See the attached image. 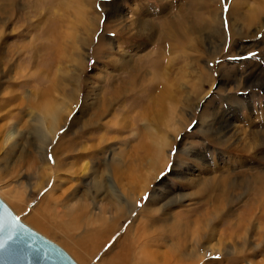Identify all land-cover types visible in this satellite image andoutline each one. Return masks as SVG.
<instances>
[{"label": "rangeland", "instance_id": "1", "mask_svg": "<svg viewBox=\"0 0 264 264\" xmlns=\"http://www.w3.org/2000/svg\"><path fill=\"white\" fill-rule=\"evenodd\" d=\"M260 1H211L209 10L217 13V21H209V29L199 38L196 35L193 49L171 52L166 55L167 64L163 63L168 71L162 84L167 81L172 95L180 99H174L175 112L167 109L168 104L167 110L162 108L161 114L148 121L152 113L142 120L134 118L142 92L121 97L116 92L121 79L128 76L127 62L154 47L124 33L136 31L138 16L161 24L182 0H0V176H7L6 183L0 181V198L23 223L62 247L78 264H104V252L115 248L118 236L133 226L156 190L165 199L157 200L162 208L158 215L165 220L163 225L169 222L170 226L179 219V212L205 202L207 198L199 196L204 179L229 173L235 188L240 173L251 168L264 172V150L249 147L247 154L233 151L236 141L235 145L232 140L225 143L201 120L203 112L211 122L220 107L226 108L231 101L239 106L243 100L251 105L239 112L235 122L239 136L244 138L264 125V89L239 84L241 77L247 79L256 65L264 63V14L250 30L243 26V18L253 14ZM116 5L119 14L111 18ZM140 7L146 12L141 13ZM235 22L238 29L232 36ZM188 101L191 106L183 110ZM54 113L58 126L52 133L49 116ZM116 129L128 132L119 134ZM151 131L157 140L167 135L172 143L156 177L152 171L154 146L146 135ZM32 162L28 172L17 169ZM10 166L12 174L7 175ZM97 175H103L101 192L97 191ZM195 177L198 182L191 184ZM140 186L146 190L138 205L119 220L122 229L97 256H83L73 242L64 239L57 224L65 222L64 206L72 196L78 198L88 189L95 212L98 206L108 207L106 187L109 194L119 191L123 202ZM8 190H16L18 197ZM245 200L246 196L235 201L228 214L238 216ZM43 210L53 215L54 220L47 219L49 229L38 228L30 219L32 213ZM258 221L249 226L247 245H243L241 239L234 242L221 233L226 220L217 223L212 219L208 238L203 240L206 263L231 260L244 246L251 255L242 264H264V218ZM170 244L163 245L162 254Z\"/></svg>", "mask_w": 264, "mask_h": 264}, {"label": "bare ground", "instance_id": "2", "mask_svg": "<svg viewBox=\"0 0 264 264\" xmlns=\"http://www.w3.org/2000/svg\"><path fill=\"white\" fill-rule=\"evenodd\" d=\"M211 1L212 0H182L183 4L177 7L174 13L163 18V22L159 25L145 17L138 16L136 31H128L124 33L129 35L128 38L138 37L141 40V43H152L154 47L153 51L151 50L149 53H146V55L139 56L135 60L132 59L131 63L129 61L127 62L126 70H124L128 76L125 77V79L120 78L121 83L119 89L117 92L115 91L120 97L121 95L124 96L128 93H132L133 91H138V94L139 92H142L139 96L142 101L140 102L138 112L134 117L137 120L147 118L151 113L148 121H151L152 118L155 119L158 113L161 114L163 112L161 109H166V105L168 104L170 107H167V109H169L170 112H175L174 109H176V106L174 105V99L177 102L180 99L178 100L173 96L174 94L172 95L171 89L169 88L171 85L167 81V83L164 82L162 84V82L167 79L166 71H168L163 63L167 64L168 59L166 58V55H169L171 52L193 49L198 42L197 39L203 35L202 32H206L209 29L208 22L211 20H213V22L217 21V13L209 10ZM142 8L143 7H140L141 13H145L146 10ZM196 8L199 9V11ZM252 11L254 12L253 14L246 15L243 18V24L246 23V25L243 26L245 28L248 27V29L255 27L256 23L259 24L261 22L262 15L264 14V1L261 0L259 5L252 9ZM118 14L119 6L116 5L110 16L111 18H116ZM236 23L237 22L233 23L235 28H231L232 36H235L237 33L236 31L238 27ZM56 24L55 26L58 25ZM53 27H51L52 29L50 28V33L56 38L57 32ZM196 35H198V38ZM56 41L58 40L56 39ZM102 46L105 48L104 45ZM215 50L220 52V49ZM243 78L241 77L239 84L244 83L246 85L249 84V87H260L264 89V63L256 65L247 79L244 80ZM203 93L204 90L199 93V96ZM229 101L231 100H228V102ZM242 101L239 102V106L236 104L238 107L234 106L232 101L226 106V108L222 109L223 107H220L214 114L215 117L211 122L204 117L206 114L203 112V118L201 117L202 124H210L212 130L219 133L220 139H224L225 143L232 140V145H235L234 143L236 141L238 144L233 148V151L246 153L249 147H251L254 151L259 150L260 152L264 150V125H260V128L252 129L249 134L246 133L244 138L239 136V132L236 129L235 122L238 120L239 112L247 105H251L248 104L247 101ZM250 101L252 100L250 99ZM190 106L191 103L188 101L185 102L182 107L184 110ZM262 118L264 121V117ZM49 123L51 125V132H54L58 126V115L55 113L50 115ZM253 124L255 125V123ZM259 124H262V121H260ZM121 131L119 132V130H115V132L119 134L128 132ZM178 131L179 129L177 128L176 132ZM146 135H149L151 142H153L151 145L154 146L152 171L155 173L153 176L156 177L162 172L165 166V151L166 149L171 148L172 143L169 141V136L167 135L159 137V140L153 137L154 135L152 131L150 134L146 133ZM6 137L5 140L9 138ZM156 140L160 141V143H157ZM58 149L59 148L56 150ZM72 150L73 147L71 151ZM6 155L9 156V152H6L5 156ZM14 163L15 162L11 163V166L14 165ZM184 164L187 166V163ZM33 165L34 162L31 164L26 163V166L25 164H23V166L19 165L17 169L19 168V171L25 169V172H28ZM11 166L9 168L10 172L8 171L7 175L12 174L13 169ZM215 170L216 169H214V171ZM261 171L251 168L250 171L240 173V180L239 182H236L237 186H234L235 188L232 187L234 182L229 173L204 179L203 187L199 190V196H205V198H207L205 202L199 204L195 208L179 212L177 216L179 219L175 218L174 222H171L172 224L170 223V226L168 225L169 222L168 224L165 223V225H163L165 220L161 219L158 215L162 208L160 206L161 203L159 204V201L157 200L165 199L162 197L159 190H156L155 194L151 196L150 202L147 204L146 208L138 213L139 215L133 226L129 225V227L124 229L125 231L118 236V239L114 242L115 248L104 252L107 256L103 260L105 261L104 264H207L205 261V255H203V252L206 250L203 249V240L205 237L208 238L210 229L209 223L212 219L217 223H219L218 221L226 220L227 222L222 224L223 230L221 233L226 238L232 239L234 242L235 240L239 241V239H241L242 244L245 245L247 239L246 235L249 226L252 225L251 223H253L254 220L258 221L264 218V213L260 216V219H258L259 216H257L258 213L264 212V172ZM6 177L7 176H0V181L4 180L6 183ZM102 179L103 175L101 177L98 176V180L100 181L97 183V191L99 192L104 190L105 187ZM198 180L199 179L195 177L190 183L192 184L194 181L198 182ZM106 189L108 192H106L108 197V207L98 206V211L94 212L93 206L89 203V190L86 189V191L79 195L78 198L77 196H72L73 199L67 200V204L64 206L63 210L66 220L64 223L61 222L62 224H57L59 225V229L65 233L63 234L65 235L64 239L73 242L80 253L86 257L97 256L102 252L104 247L111 243L113 235L122 229V224H120L119 220L123 219L126 213L132 212L134 205H138L139 198H141V194L145 192L146 186H140L138 191L128 194L126 201L123 202L119 198V191H114L109 194L107 187ZM121 190L122 192H125V190ZM241 190L242 192L240 194ZM8 191L10 195L13 194L14 198L18 197V192L16 190ZM244 196H246V200L240 208L242 210L238 216L234 211L232 213H235L236 216L234 214H228L230 212L228 211V208H230L235 201ZM174 216L176 217V215ZM48 218L49 220H54L53 215L47 214L44 210L30 215V219L34 225L43 229H49L46 225L47 222L49 223V221H47ZM227 231L229 232L227 233ZM80 232L82 233L79 234ZM170 241V246H167L166 252H163L162 254L161 249L163 245L166 247L165 244ZM220 244L221 243H219V245ZM221 248L222 247H220V251ZM250 255L244 251L243 246L239 254L236 253L234 257L231 256V260L224 259V261L220 263L242 264L245 257L247 258Z\"/></svg>", "mask_w": 264, "mask_h": 264}, {"label": "water", "instance_id": "3", "mask_svg": "<svg viewBox=\"0 0 264 264\" xmlns=\"http://www.w3.org/2000/svg\"><path fill=\"white\" fill-rule=\"evenodd\" d=\"M0 264H78L62 247L23 223L0 198Z\"/></svg>", "mask_w": 264, "mask_h": 264}, {"label": "snow or ice", "instance_id": "4", "mask_svg": "<svg viewBox=\"0 0 264 264\" xmlns=\"http://www.w3.org/2000/svg\"><path fill=\"white\" fill-rule=\"evenodd\" d=\"M49 159H51V157H49ZM171 167V166H170ZM145 199H147V197H145Z\"/></svg>", "mask_w": 264, "mask_h": 264}]
</instances>
